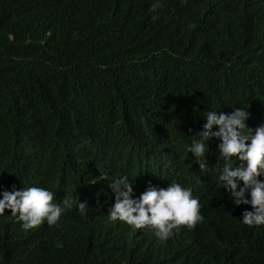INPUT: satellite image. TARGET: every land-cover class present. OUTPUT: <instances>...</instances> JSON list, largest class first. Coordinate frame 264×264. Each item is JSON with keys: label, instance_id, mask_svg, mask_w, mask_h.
<instances>
[{"label": "trees", "instance_id": "trees-1", "mask_svg": "<svg viewBox=\"0 0 264 264\" xmlns=\"http://www.w3.org/2000/svg\"><path fill=\"white\" fill-rule=\"evenodd\" d=\"M236 108L249 128L264 125V0H0V199L45 177L71 204L32 233L6 209L0 264L184 263L131 240L109 219L115 199L85 174L68 181L85 159L90 172H113L116 141L155 166L163 148L192 144L209 111ZM221 203L205 239L173 234L177 251L218 245L222 228L221 255L264 264L261 229L239 223L234 200Z\"/></svg>", "mask_w": 264, "mask_h": 264}, {"label": "clouds", "instance_id": "clouds-1", "mask_svg": "<svg viewBox=\"0 0 264 264\" xmlns=\"http://www.w3.org/2000/svg\"><path fill=\"white\" fill-rule=\"evenodd\" d=\"M158 7L153 4L152 11ZM206 116L191 145L163 148L155 166L136 162V150L116 141L106 157L107 164L115 167L113 172L100 163L90 172L85 159L68 182L85 174L90 184L100 185L104 195L111 196L109 201L115 199L109 219L128 226L130 239L145 241L160 260L172 256L181 264H249L239 262L230 251L228 257L221 255L220 245L226 247L229 238L222 228L214 232L218 245L212 237L197 249L177 251L171 239L182 233H191L194 240L205 239L225 207L222 194L226 204L234 200L233 210L243 227L260 228L264 234V125L249 128V113L242 108L231 113L209 111ZM214 126L218 131H213ZM4 182L0 176V187ZM26 185V189L13 186V191H3L0 199V215L10 210L22 231L52 227L71 208L56 181L44 177ZM86 208V203L79 202L81 215Z\"/></svg>", "mask_w": 264, "mask_h": 264}]
</instances>
